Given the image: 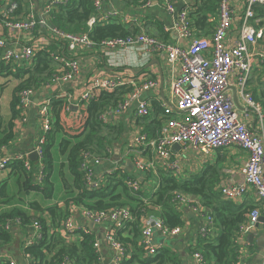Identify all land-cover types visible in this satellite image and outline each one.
Returning <instances> with one entry per match:
<instances>
[{
	"label": "built area",
	"instance_id": "obj_1",
	"mask_svg": "<svg viewBox=\"0 0 264 264\" xmlns=\"http://www.w3.org/2000/svg\"><path fill=\"white\" fill-rule=\"evenodd\" d=\"M0 0V16L6 28L12 32L28 33L34 36L38 28H44L52 40L67 42L68 50L74 51L82 47L104 49L105 57L113 68L127 66L117 58V51L135 50L144 59L146 64L156 56H164L167 62L175 68V78L171 83V101L162 103L164 115L167 119L162 122V129L152 139L146 134H141L126 148V155L136 170L141 173L156 171L157 165L148 163L142 157L145 146L153 148L160 167L175 176L180 175L182 165L177 158L178 154L173 151L175 145H180L184 151L209 153L215 150H229L238 148L247 154V159L241 169V179H223L219 185L222 198L226 201L239 203L245 195L254 190L258 204H264V112L260 103L255 100L252 92L247 89L248 80L252 71V63L255 58L263 59L264 54L251 50L258 41L264 40V31L256 30L250 24L255 19L254 5H264V0H248L243 23L239 34L233 41H227V35L232 31L235 21V12L232 9L233 0H217L218 21L210 37L198 36L193 29L190 12L184 9L179 12L168 32L177 31L181 44H173L159 38L150 36L144 32L127 37L94 42L87 33L71 34L61 31L51 25V14L60 5L67 4L68 0H49L42 8V13L37 15L34 11L33 0H24L30 5V12L24 19L18 18L15 12L18 3L10 0ZM95 15L88 25L92 28L100 22L120 17L117 11H109L103 15L105 5L109 0H92ZM149 4V3H148ZM147 4V5H148ZM166 12L173 15V0H165ZM128 17L123 18V23L131 24ZM33 40V39H32ZM43 50L34 43L20 44L10 38H0V61L9 65H30L37 52ZM55 63L59 66L50 83H69L80 73V64L76 60H70L63 52L57 51L52 54ZM152 74L144 75L139 81L116 78L112 80H99L91 83L86 90L77 97L66 94L61 99L65 100L63 111L68 114L74 113L75 109L82 108L87 113L90 101L101 92H114L122 86H130L132 91L127 94L122 102L113 109L104 112L100 119L104 123L119 120L129 113L134 103L135 116L146 118L151 116V108L148 101L143 97L145 93L153 91L159 96L160 81L152 78ZM231 87H234L240 97L243 110H239L235 104ZM34 89L22 90L18 93L19 108L25 110L32 105L36 95ZM22 114V113H21ZM257 116L259 124L252 129V118ZM85 118L80 126L85 125ZM37 120L41 128V134L34 149L28 153L9 155L0 148V170H6L16 163H22L26 171L31 174L32 162L29 156L32 153L38 155L39 167L43 169L44 145L47 135L51 131L55 118L52 108V99H43L39 103ZM173 156L175 157L174 160ZM110 161V159H107ZM103 160L94 154L85 152L82 155L81 171L84 175L85 187L90 190L99 189L106 175L114 170L125 169L126 164L113 161V168L104 173L97 174V168L103 164ZM129 190L136 193L140 190V184L134 177L126 179ZM178 211L195 212L202 216L203 222L198 229L202 238H216L217 228L214 216L207 211L200 202L190 200L186 195L175 193L172 199ZM134 214L127 206L113 207L108 210H91L81 207L74 202L67 206V216L62 221L59 231L63 236H78L92 234L87 224L104 228L102 238L96 236L94 249L98 254L97 264L101 261L102 243L111 248L114 253V264H123L124 260L131 257L130 250L119 239V232L126 229L134 221ZM261 218L260 208L252 210L246 217V221L240 226L235 244L237 249L242 245L244 234L259 225ZM143 219L141 223L143 225ZM142 229L140 246L150 251L154 257L157 246L154 243V229L165 237L179 236L183 228L170 229L157 217H150ZM21 224L20 219L9 220L5 224L8 231L13 226ZM38 239L42 237V226L35 224ZM102 239V240H101ZM241 242V244H240ZM240 256V255H239ZM197 264H206L204 256L200 252L194 254ZM27 264H34L29 254H25ZM16 264L7 257L0 256V264ZM61 264H74L73 260L65 257ZM236 264H247L238 257ZM260 264H264V257Z\"/></svg>",
	"mask_w": 264,
	"mask_h": 264
},
{
	"label": "trees",
	"instance_id": "obj_2",
	"mask_svg": "<svg viewBox=\"0 0 264 264\" xmlns=\"http://www.w3.org/2000/svg\"><path fill=\"white\" fill-rule=\"evenodd\" d=\"M15 1L19 5L15 15L26 18L30 12V4L24 0ZM140 2V0L133 1L134 4ZM190 7L194 9L190 14L193 26L199 34L204 35L203 33H206L214 22H210V18H215V13H218V2L217 0H194L193 6ZM254 11L255 19L263 18L264 5L257 3L254 5ZM93 15H95V10L92 0H68L67 4L60 5L53 10L50 23L66 33H87L96 43L106 39L135 35L138 32L132 29L129 24L117 21L97 23L90 28L88 21ZM52 43L54 47L37 52L30 65L16 66L0 61L1 72L19 82L11 105L13 120L19 117L18 93L26 89L39 90L42 86L48 84L56 73L59 66L55 63L52 54L59 51L68 57L67 42L52 40ZM152 78L155 77L152 76ZM131 91L130 86H122L114 92H101L89 102L85 125L80 128L77 134H69L61 123V111L65 105V100L52 98L55 121L44 145V189L43 187L37 189H42L44 193L45 191H51L53 188L50 183L54 168L52 149L59 139L58 150L60 155L64 157V163L61 164L60 178L67 192H71L70 200L68 199L63 208L53 206L44 210L51 220L50 224L40 215L43 212L41 207L37 204H31L35 210L34 219L41 223L42 237L34 245L25 248V253L30 255L34 264H61L65 257L71 258L74 264L97 263L98 254L94 249L96 240L94 233L83 234L77 242L68 244L60 232L55 231L60 228L62 221L67 216V206L70 202H74L81 207L96 211L122 206H127L132 210L135 217L134 221L126 229L119 232V239L126 244L129 250L131 249V257L124 260L123 264H181L180 255L177 253L178 240L158 250L154 257L146 259H144L142 248L139 246L142 233L141 219L146 216L147 212L155 214V217L160 218L165 226L170 229L185 228L184 214L177 210L172 201L175 193H181L199 198L202 205L211 210L218 230L216 238H202L197 233V243L191 246L193 252L202 253L206 264H236L238 262V252L235 244L237 233L240 226L246 221L247 215L252 210L259 208V204L256 206L237 205L234 202L224 200L219 190V185L226 176L220 170L222 167L207 165L201 172L185 178H179L162 168H157L155 172L149 171L143 174L144 183L148 186H144V190L142 189L136 193L129 190L126 185V179L131 176L134 177L133 173L127 172L126 169L114 170L110 175L105 174L102 186L99 189L90 190L85 187L84 175L80 168L82 155L85 152L105 160L113 159L115 148L120 149V152L123 149L125 152L127 148L125 125L111 122L104 123L100 116L107 110L116 107ZM254 96H257L256 92H254ZM263 98L264 92L262 93ZM153 111H155V114L160 113L161 108L155 105ZM149 117L143 120L147 126L150 125ZM13 126L14 124L11 121L5 126L0 120V132L4 131V138L0 140V146L12 137ZM224 151L226 150H217L216 152L223 154ZM12 168L19 177L24 179L22 185L25 183L31 184L29 182L30 173L26 171L22 163H16ZM68 177L72 178V186L69 185ZM8 219H20L23 227L31 225L34 221L32 216L20 210L3 214L0 218V248L13 242L12 232L5 228Z\"/></svg>",
	"mask_w": 264,
	"mask_h": 264
},
{
	"label": "crops",
	"instance_id": "obj_3",
	"mask_svg": "<svg viewBox=\"0 0 264 264\" xmlns=\"http://www.w3.org/2000/svg\"><path fill=\"white\" fill-rule=\"evenodd\" d=\"M8 1L10 0H6L4 4H6ZM48 1L49 0H33L34 11L37 15L42 13V8ZM133 1L134 0H109V2L105 5L103 15L109 11H117L120 17L113 19L112 21L109 19L107 20L108 22L117 21L123 23V18L128 17L132 20L131 24L129 25L132 29L138 31L137 34L144 32L150 36L159 38L160 40H164L176 45L181 44L177 31L168 32V29L174 24L173 21L179 12L183 11L184 9H188L191 14L193 8L190 6H193L194 0H173L175 12L172 16L166 12L164 5L165 0H140L141 2L138 4H134ZM247 2L248 0L232 1L231 5L235 12V21L232 31H230L227 35V41H233L235 37L238 36L247 8ZM4 8L5 5L0 10H3ZM215 15V18H210V22L214 21V26L212 24L211 28L206 33H203L204 35L199 34L196 28L193 26V29L196 30L198 36L210 37L212 35L215 24L218 21V13H215ZM18 18L24 17L20 16ZM100 23L107 22L104 21ZM250 24L253 25L256 30L264 31V16L263 18L260 17L250 20ZM162 29L164 31H161ZM1 37L10 38L11 40L20 44L28 45L30 43H34L36 46L38 45L43 48V50L54 47V44L52 43L53 37L48 35L44 28H38L34 36H30L28 33L24 32H12L5 27L2 16H0V38ZM251 50L260 54H264V40L258 41V43ZM116 55L118 60L120 62L126 63L127 66L120 68L111 67L109 58L105 57L104 49L100 47H82L74 51L68 50L67 58L70 60H76L80 64L79 75L76 78H73L67 84L65 82H58L56 84L49 82L48 84L42 86L36 91L32 105L29 108L21 111L18 105L19 117L16 120L12 119L11 105L15 97V89L19 82L12 77H8L0 70V120L5 126H7L10 121L14 124L12 128V137L6 143L0 146L4 148V152L9 155H16L19 153H28L34 149L41 134V128L37 120V114L39 103L43 99L61 98L66 94L77 97L80 96L93 82L108 79L112 80L116 78H123L125 80H131L135 82L144 78V75L148 73H151L160 81L159 96L156 97L153 91L145 93L143 96L148 101L151 112H153V114H151L149 117L150 125L147 126L143 121L146 118L135 116V103L129 113L124 115L119 120H113L111 123L125 125V141L127 142V146L130 142L135 141L141 134H146L149 139L154 138V136H156V134L161 131L162 122L167 119L163 113L162 103L168 104L169 101H171L170 88L173 79L176 77L175 68H173L174 66L172 67V65L167 62L164 56H156L146 64L145 60L141 59L142 56L135 50L117 51ZM247 89L252 92L253 96L254 92H256L257 96L254 97L255 100L257 99L256 101L258 103L261 104L260 99L264 102V98L262 99V93L264 92L263 59L255 58L253 60L252 71L248 80ZM231 93L233 98H237L241 104L240 97L237 95L238 92L234 87H231ZM155 105L161 108L160 113H154L155 111L153 110ZM73 112L74 113L72 114H68L65 113L63 109L61 111V123L69 134L79 133L78 131L82 127L80 126L81 121L85 116H87V113L82 108L75 109ZM258 124L259 121L257 116H253L251 128H257ZM3 138L4 131H1L0 140ZM58 145L59 139L56 143V146L52 149L54 168L50 180V183L53 187L51 191H45L43 193L42 189H37L42 187L44 189V167L41 169L39 167L38 160L32 161L30 156L29 160L33 165L32 172L29 174V182H31V184L25 183L22 185L24 183V179L15 173L16 171L13 170L12 166L6 170H0V218L5 213H9L13 210H20L21 212L32 216L34 220H32V224L28 225L27 227H23L22 222L20 225L13 226L12 230L10 231L13 234L12 244L0 248V256H5L9 260L14 261L16 264H27L25 260V248L34 245L39 240V234L35 230L34 226L36 223H41L34 219L35 210L31 204H37L41 207L43 212L40 215H42L44 219L47 220L46 222L50 224L51 220L44 210L53 206L63 208L68 199L70 200L71 192H67L60 178L61 164L64 163V157L60 155ZM173 151L178 154L177 158L180 160L182 165L181 173L178 175L179 178H185L191 176L192 174L199 173L207 165H216L219 168L222 167L220 170L226 175L224 179L235 178V180L238 181L241 179V169L247 159V154L238 148H231L227 151H224L223 154L217 153V150L211 151L209 153H196L184 151L181 149V147L179 149L174 148ZM113 153V159H110V161L107 159L103 160L104 163L96 169L98 175L100 173H104L110 168H113V161L122 162L126 164V171L133 173L134 178L139 181L140 190H142L144 186H148L144 183V173L136 170L133 162L127 158L126 150L124 152L123 149V151L120 152V149L118 150V148H115ZM142 157H144L148 163L154 162L158 166L157 168H161L159 161L156 159V154L153 148H147L145 146ZM174 159L175 157L173 156L172 160ZM129 162L132 165L131 167L128 166ZM68 182L69 185L72 186L71 177H68ZM249 191L250 192L245 195L241 202L235 204H246L247 206L258 205L254 190L250 188ZM187 197L192 201L202 203L197 197ZM145 202H147V200H145ZM258 207L260 208L261 217H264V204H259ZM206 209H208L207 211L211 212L209 208L206 207ZM183 214L185 228L180 233V235L176 237H165L158 230L154 229V243L157 246V249L160 250L164 247H167L171 242L178 240V252H176L180 255L179 259L181 260V264H197L194 259V254L196 252H193L191 246H194L197 243V232L203 222V218L201 215L195 212L184 211ZM155 216V214L150 212L146 213V216L143 219V225L141 224V231L146 226L145 222L150 217ZM9 220L11 219H8L6 223ZM90 225L91 224H87V227L92 230V233H94L98 238H102L104 228L96 226L91 227ZM60 228H57L55 231L60 232ZM63 237L66 239L68 244L75 243L80 238L78 236ZM242 240V245L237 249L238 257L244 260L247 264H260L264 257L262 256L261 247V245L264 243V225L259 224L255 226L253 230H248L244 234ZM142 251L144 254V259L152 257L150 256V251L146 250L145 248H142ZM101 261L104 264H114V253L112 252L111 248L104 246L103 243Z\"/></svg>",
	"mask_w": 264,
	"mask_h": 264
},
{
	"label": "water",
	"instance_id": "obj_4",
	"mask_svg": "<svg viewBox=\"0 0 264 264\" xmlns=\"http://www.w3.org/2000/svg\"><path fill=\"white\" fill-rule=\"evenodd\" d=\"M234 101H235V104H236V106H237V108H238L239 110H243V109H244V108L241 106V104H240V102L238 101L237 98H235ZM174 148L179 149V148H180V145H175ZM30 159H31L32 161H37V160H38V155H37L36 153H32V154L30 155ZM128 166H130V167L132 166L130 162H129V165H128ZM259 222H260V224H263V225H264V217H261L260 220H259ZM90 226L92 227V224H91ZM261 247H262V256H264V243L261 245Z\"/></svg>",
	"mask_w": 264,
	"mask_h": 264
},
{
	"label": "rangeland",
	"instance_id": "obj_5",
	"mask_svg": "<svg viewBox=\"0 0 264 264\" xmlns=\"http://www.w3.org/2000/svg\"><path fill=\"white\" fill-rule=\"evenodd\" d=\"M260 101H261V99H260ZM261 104H262V107H263V111H264V104H263V102L261 101Z\"/></svg>",
	"mask_w": 264,
	"mask_h": 264
}]
</instances>
